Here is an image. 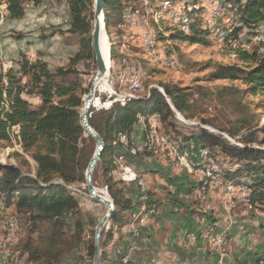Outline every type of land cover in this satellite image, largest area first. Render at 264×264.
I'll list each match as a JSON object with an SVG mask.
<instances>
[{"label": "rangeland", "instance_id": "obj_1", "mask_svg": "<svg viewBox=\"0 0 264 264\" xmlns=\"http://www.w3.org/2000/svg\"><path fill=\"white\" fill-rule=\"evenodd\" d=\"M139 1L123 0L122 9L117 13H111V16H115V24L111 25L109 22L111 16L110 20L105 21L110 63L105 73L107 90L95 91L94 96L100 98L102 106L93 107L94 110L109 108L114 102H125L131 96L139 97L144 93L147 95L152 88L162 90V83L191 87L192 100L196 108L192 109L193 117L187 118L177 111L171 105L170 99L166 97L173 110L172 118L169 117L163 123L156 114L140 116L142 125L135 124L133 131L129 134L130 145L125 136L119 135L118 141L122 143L123 148L128 149L131 155L143 152L144 149L153 154L143 155L142 160L138 158L136 164H133L126 158L123 159L122 153H115L111 156L114 168L110 175L125 184L136 183L138 186L139 181L143 180L145 189L148 186L155 192V197H164L168 191H176L178 201L184 203L181 208L189 204L192 209L203 212L210 210L217 222L212 231L210 224L208 225L210 222L205 217L195 216L193 221L196 224H191L194 230L191 228L187 230L188 228L183 227V223L186 222L189 213L184 209H180V213L174 217L171 214H164L162 218L154 220L152 217L157 213L156 208L154 212L147 210L139 216L137 214L139 209L131 212L130 217L128 213L123 212V215H128L129 220L118 231L115 230L110 238L105 237L111 225L109 220L101 231L99 264H133L134 252L143 240H147L146 233H143L142 237L139 230L149 226L150 223H154L160 233L165 232L164 235L169 241L164 264H242L244 262L249 264L258 257L261 258L260 263L264 264V200L262 203L255 204L247 202L249 188L246 185H249L251 175L242 174L235 178L234 182L224 180L222 178L224 169L233 172L239 166L235 163V159L222 153L221 150L211 153L208 148L202 147L199 152L204 154L206 152L207 156L205 155L202 160L198 159V156H191V153L193 149L200 146L194 145L193 140L186 144L183 141V136H190L201 129H206L221 135L230 143H237L228 132L230 127L228 121L235 117L232 110L224 108L213 98L203 97L202 93L213 92L216 87L228 83L227 81H210L208 74L215 63L235 62V56L229 53L230 46L239 45L248 50H258L259 55L264 56L262 46L264 20L253 26L242 25L235 16L237 0H200L202 3L199 0H150L146 7H142ZM131 7L136 8L138 12L140 9L142 12L146 10L150 17L158 16L159 23L162 24L144 26L140 22L143 19L141 12L136 17V22L132 24L128 10ZM67 8L68 5L64 0H39L37 3L33 0H24V14L21 18L9 19L7 12H3L0 18V74L11 67L16 69L21 54L31 61L44 60L50 71H54L59 66H66L68 59L78 49L77 38L66 32L69 19ZM173 10L177 13L184 11L186 16L189 12L190 17L192 16L190 11L200 10V13H194L193 16L199 19L198 27L208 29L207 35L199 34L200 37H205L208 44L170 38V32L175 31L171 30L172 27L179 29V25L171 16L170 11L173 12ZM214 21L216 24L213 23ZM93 24L94 3L92 30ZM165 27L170 30H164ZM237 27L240 28L235 35L225 42L227 33H231ZM159 31L162 32L161 39H158ZM185 33L189 31L185 30ZM149 35L152 42L148 41ZM206 64H209V67L204 66ZM74 68L89 90L96 74L95 63L89 61L84 64L79 63ZM235 84L240 85L239 82ZM24 97L33 107L39 103L38 97ZM102 97L104 99H101ZM245 100H252L255 103L256 98L248 96ZM83 106L84 102L82 108ZM92 112L91 110L90 115ZM259 113L263 123L264 112ZM167 122L171 125H166ZM142 129L145 131L143 137L140 135ZM10 132L11 140L0 141V163L18 165L23 171H32L35 164L29 154L22 151L16 130L12 131L10 128ZM137 134L139 139L136 141ZM209 169L214 171L212 175L207 173L206 170ZM183 170L190 173L192 177H186ZM188 178L198 183V188L190 195L183 193ZM92 184L97 191L110 197L107 192V181L101 168L93 169ZM67 187L76 199L78 209L83 216V239L74 246L73 250L67 249L58 261L52 264H92L93 255L91 257L88 255L86 244L92 242L94 245L95 228L107 211V207L90 195L86 184H72ZM130 196L132 193L126 191L125 197ZM140 199H144L142 195ZM146 200L147 195L142 202L145 203ZM193 200L194 203H192ZM159 208L161 211L162 206ZM65 223L64 236L70 244H73L71 242L73 219L69 214L66 216ZM47 232L48 224L32 223L27 215L16 213L13 207H5L0 199V264H30L27 260L28 252L24 250L28 248L27 243L30 242L33 247L39 245L40 237ZM104 240L106 243L101 247L100 244ZM198 251L202 254L197 255Z\"/></svg>", "mask_w": 264, "mask_h": 264}, {"label": "trees", "instance_id": "obj_2", "mask_svg": "<svg viewBox=\"0 0 264 264\" xmlns=\"http://www.w3.org/2000/svg\"><path fill=\"white\" fill-rule=\"evenodd\" d=\"M1 1L5 4L9 19L23 16L24 0ZM64 1L68 5L69 14L66 32L74 35L78 43V49L68 59L67 65L50 71L44 60L31 61L21 54L16 69L11 67L0 74V141L11 140L10 128L16 130L22 151L28 153L35 164L32 171H23L18 165L0 163V199L5 207H13L16 213L27 215L32 223L48 224V232L40 237V244L33 247L29 242L28 248L24 249L28 252L27 260L30 264H52L67 249L73 250L82 241L83 216L67 186L85 184V170L95 149V142L83 128L80 116L88 86L81 81L74 68L79 63H95L91 42L93 1ZM103 1L108 16L106 21L111 19L109 22L114 25L115 16H111V13L122 9L123 0ZM236 4L235 16L242 25L253 26L264 20V0H237ZM198 12L200 10L190 11L192 21L188 25L189 33L172 27L171 30L175 31L170 32V38L207 45L205 37L199 34L207 35L209 31L198 27L199 19L193 16ZM239 28L227 33L225 42ZM164 30L170 29L165 27ZM161 34L159 31L158 39L162 38ZM229 53L235 56V62L215 63L208 74L210 81L228 83L216 87L213 92H204L202 96L213 98L224 108L232 110L235 117L228 121V132L239 144L230 143L221 135L206 129L183 136V141L186 144L193 140L194 145L208 148L211 153L221 150L235 159L239 166L233 172L224 169L222 178L234 182L242 174L251 175L250 183L246 185L250 190L247 202L255 204L264 200V122L261 123L259 116V112H264V56H260L258 50H248L239 45L230 46ZM204 66L209 67V64ZM192 93L191 87L162 83V90L152 88L147 95L144 93L124 103L114 102L109 108L99 110L91 107L90 111L93 112L89 116V123L104 142V150L95 168H101L107 181V192L115 204L106 239L128 222V215H123V212L130 217L131 212L136 211L141 204L143 193L147 195V208L151 205L156 210L160 206L167 207L170 211L166 214L171 216L184 209L189 216L205 217L210 222L208 225L215 226L216 219L210 210L203 212L192 209L189 204L181 208L184 203L178 201L176 191H168L164 197H155V192L148 186L141 192L136 183L125 184L110 175L114 168L111 156L115 153H122L133 164H136L138 158L142 160L143 155L153 154L144 149L143 152L131 155L118 141L119 135L127 137L130 145L129 134L136 123L142 125L140 116L156 114L163 123L169 117L172 118L173 110L166 97L185 117H193L192 109L196 105ZM24 96L38 97V105L33 107ZM248 96L256 98L255 103L252 100L246 101ZM166 125L170 126L171 123L167 122ZM144 132L143 129L140 132L142 137ZM254 143L257 145L253 146ZM183 173L186 177H192L186 170ZM197 188L198 183L188 178L183 193L190 195ZM126 191H130L132 196L125 197ZM68 214L73 219V244L66 240L63 231ZM105 243L106 240L100 246ZM86 250L91 257L92 242L86 244ZM260 261L258 257L249 264H259Z\"/></svg>", "mask_w": 264, "mask_h": 264}, {"label": "water", "instance_id": "obj_3", "mask_svg": "<svg viewBox=\"0 0 264 264\" xmlns=\"http://www.w3.org/2000/svg\"><path fill=\"white\" fill-rule=\"evenodd\" d=\"M93 3H94V24L91 33L92 36L91 42H92L95 67H96V74L93 77V82H94L95 80L104 76L107 71L105 60L103 59L101 46H100V31H101V27L104 28L105 26L104 24L107 18V12L103 0H93ZM108 59H109V54H108ZM94 95H95V90L92 83L84 98V106L80 116H81V124L83 128L85 129L86 133H88L93 138L95 142L94 152L85 170L86 188L93 198L103 203L107 207V211L100 219V221L98 222L95 228V235H94L92 264H99V239L101 236V231L105 226V224L107 223V221L109 220V218L111 217L115 208V204L112 198L107 196L103 197L101 196V194L97 193L96 188L92 184L93 169L95 168L97 162L100 160L101 154L104 150V142L102 138L89 123V116L91 113L90 107L95 99Z\"/></svg>", "mask_w": 264, "mask_h": 264}, {"label": "bare ground", "instance_id": "obj_4", "mask_svg": "<svg viewBox=\"0 0 264 264\" xmlns=\"http://www.w3.org/2000/svg\"><path fill=\"white\" fill-rule=\"evenodd\" d=\"M128 1V0H127ZM130 1H132V0H130ZM149 1L150 0H140L139 2L141 3V6L143 7H146L147 5H149ZM159 1V0H158ZM169 1V0H168ZM180 1V0H179ZM178 1V2H179ZM194 1V0H193ZM192 1V2H193ZM200 1V0H199ZM205 1V0H204ZM209 1V0H208ZM164 2V1H163ZM177 2V3H178ZM127 3V2H126ZM130 3V2H129ZM153 3H155V2H153ZM160 3H161V1H160ZM180 3V2H179ZM178 3V4H179ZM187 3V2H186ZM200 3H202L201 1H200ZM215 3V2H214ZM213 3V4H214ZM217 3H219V2H217ZM222 3V2H221ZM195 4V3H194ZM216 4V3H215ZM226 4V3H225ZM170 5V4H169ZM196 5V4H195ZM208 5H209V3H208ZM126 6V5H125ZM156 6H157V3H156ZM161 6V5H160ZM215 6V5H214ZM219 6V5H218ZM138 7V6H137ZM173 7V6H172ZM203 7V6H202ZM217 7V6H216ZM185 8V7H184ZM195 8V7H194ZM207 8V7H206ZM219 8V7H218ZM136 8H134V7H131V8H128V10L130 11L129 12V16L131 15V17H130V20H131V22H132V24L134 23V21H135V19H136V17L139 15V12H141V14H142V21H140L144 26H147V27H149V25H155L156 24V26H160L159 24H162L161 22L159 23V17L158 16H153V17H150L149 16V14L147 13V11L145 10H143V12L141 11V9L139 10V12L137 11V10H135ZM154 9H156L157 10V8H154ZM169 9H171L170 7H169ZM4 10H5V4L3 3V1H1L0 2V18H1V16L3 15V12H4ZM160 10V9H159ZM176 10V9H175ZM185 10V9H184ZM188 10H190V8H188ZM187 11V10H186ZM218 11H219V9H218ZM149 12V11H148ZM163 12V11H162ZM164 12H166V11H164ZM171 12V16H172V18L176 21V23L179 25V30H187L188 29V25H189V23H191V17H190V14H189V12L187 13L188 15L186 16L185 14H184V11L182 12V13H177V12H175L174 10H173V12L172 11H170ZM210 12H212V11H210ZM125 13V12H124ZM169 13V12H168ZM173 13H175V14H173ZM2 14V15H1ZM151 14V13H150ZM124 15V14H123ZM129 16H127V17H129ZM203 16V15H202ZM216 16V15H215ZM165 17V16H164ZM166 17H167V15H166ZM210 17V16H209ZM123 18V17H122ZM168 18V17H167ZM203 18V17H202ZM161 19V18H160ZM123 20H125V19H123ZM165 20V19H164ZM208 21V20H207ZM210 21V20H209ZM217 21V20H216ZM136 22V21H135ZM212 22V21H211ZM140 23V24H141ZM165 23V22H164ZM172 23V22H171ZM170 23V24H171ZM213 23H215V21L213 22ZM128 24V23H127ZM130 24V23H129ZM131 24V25H132ZM210 24V23H209ZM216 24V23H215ZM165 25H167V24H165ZM172 25V24H171ZM133 26V25H132ZM174 26H177L176 24H174ZM178 27V26H177ZM128 28V27H127ZM151 28H152V26H151ZM150 28V29H151ZM181 28V29H180ZM207 28V27H206ZM129 29V28H128ZM144 29V28H143ZM127 30V29H126ZM125 30V31H126ZM152 30V29H151ZM118 31V30H117ZM120 32V31H119ZM146 32V31H145ZM151 33V32H150ZM149 38H150V35H149ZM154 41V40H153ZM149 42H152V39H149ZM108 38H107V35H106V33H105V26H104V28H102L101 27V31H100V46H101V52H102V55H103V59L105 60V65H106V68L107 69H109V65H110V63H109V59H108V54H109V49H108ZM150 45V44H149ZM125 70V69H124ZM105 77H106V75L105 76H102L101 78H99V79H97V80H95L94 82H93V87H94V90L95 91H97V90H107V84H106V80H105ZM125 78V77H124ZM131 98H135V96H131V97H128L127 98V100L126 101H128L129 99H131ZM125 101V102H126ZM121 103H124V102H122L121 101ZM102 106V103H101V101H100V99L99 98H97V97H95V99H94V101H93V103H92V105H91V107H98V106ZM100 106V107H101ZM91 107H90V109H91ZM82 110H83V108H82ZM82 110L80 111V115H81V112H82ZM179 119L180 120H182L180 117H179ZM210 131V130H209ZM151 132V131H150ZM235 144H239V143H235ZM202 148L201 147H199V148H196V149H193V151H199V150H201ZM205 151V150H204ZM207 156V154H206V152H205V154L204 153H201L200 152V156H198V159H201L202 160V158L204 157V156ZM209 157V156H208ZM193 159V158H192ZM197 160V159H196ZM215 163V162H214ZM212 165H214V164H212ZM199 167H201V166H199ZM206 167V166H205ZM204 167V168H205ZM202 168V167H201ZM206 169V168H205ZM207 171V173H209V175H212L213 173H214V171H211V169H209V170H206ZM218 173V172H217ZM221 174H219V176H220ZM139 186H140V188H141V192H144L145 191V186H144V181L143 180H140L139 181ZM228 186H230V184L228 185ZM230 188V187H229ZM228 190V189H227ZM200 192V191H199ZM249 193H250V190L248 191ZM97 193H99V194H101V196H103V197H106V194L105 193H103V192H100V191H97ZM142 196H143V198L144 199H142V201H144L145 199H146V194H142ZM242 201H244V200H242ZM245 203H247V202H245ZM255 203H258V202H255ZM259 203H262V202H259ZM264 204V203H263ZM258 207V206H257ZM154 208H155V206L154 205H152V206H150L149 208H147V206H146V204L144 203V202H142L141 204H140V206H139V211L137 212V214H138V216H139V214L140 215H142L143 213H145V212H147V210H149L150 212H154ZM263 209V208H262ZM264 212V211H263ZM9 219V218H8ZM7 219V220H8ZM12 219V218H11ZM204 220V219H203ZM11 221V220H10ZM14 223V222H13ZM7 224V223H6ZM15 224V223H14ZM13 224V225H14ZM213 225V224H212ZM16 226V225H15ZM15 226H13V227H15ZM12 227V228H13ZM9 229V228H8ZM13 229H15V228H13ZM210 230H212V231H214V227L213 226H211L210 227ZM11 231H13V230H11ZM136 231V230H135ZM10 232V231H9ZM222 232V231H221ZM136 234L138 233V232H135ZM220 238V237H219ZM221 240V239H220ZM223 241V240H222ZM223 243V242H222ZM217 245V244H216ZM220 245H221V243H220ZM206 252V251H205ZM213 253V252H212ZM264 257V256H263ZM6 260V259H5ZM7 262V261H6ZM263 263V262H262ZM124 264V263H123ZM261 264V263H260Z\"/></svg>", "mask_w": 264, "mask_h": 264}, {"label": "crops", "instance_id": "obj_5", "mask_svg": "<svg viewBox=\"0 0 264 264\" xmlns=\"http://www.w3.org/2000/svg\"><path fill=\"white\" fill-rule=\"evenodd\" d=\"M4 12L6 13V10H4ZM160 209L161 208H158L156 210L157 213L153 215L154 218L152 217V220H154L155 218L156 219H159L160 217L162 218L164 214L170 211L167 207H162L161 211ZM193 220H194V216H188L186 222L183 223V227L188 228L187 230H189L190 228L194 230L191 224L194 225L196 223ZM139 231L141 232L140 234L142 235V237L144 236L143 233H146L145 238H147V240L146 241L143 240L141 245L138 247L137 251L134 252L132 263L133 264H141V263L164 264V259L167 253L166 247L167 244L169 243V241L166 238V235H164L165 232L160 233L159 229H157L154 223H150L149 226L143 227ZM175 232L177 233V228H175ZM201 254L202 253L198 251L197 255H201Z\"/></svg>", "mask_w": 264, "mask_h": 264}, {"label": "built area", "instance_id": "obj_6", "mask_svg": "<svg viewBox=\"0 0 264 264\" xmlns=\"http://www.w3.org/2000/svg\"><path fill=\"white\" fill-rule=\"evenodd\" d=\"M148 39H150L149 38V36H148ZM149 41V40H148ZM111 104V103H110ZM153 125H155V124H153ZM132 138V140H134V138L133 137H131ZM139 139V135H137L136 136V141ZM156 139L158 140V135L156 134ZM162 142H164L163 140H162ZM122 156H123V159L125 158V156L122 154ZM185 156H187V154H185ZM191 156H200V152L199 151H192V153H191ZM204 219V218H203ZM202 219V220H203Z\"/></svg>", "mask_w": 264, "mask_h": 264}]
</instances>
